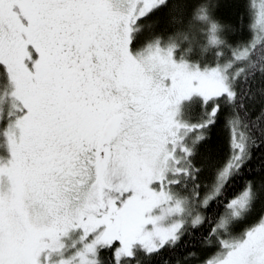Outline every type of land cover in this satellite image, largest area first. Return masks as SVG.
Wrapping results in <instances>:
<instances>
[{
	"label": "snow or ice",
	"instance_id": "6c2138e0",
	"mask_svg": "<svg viewBox=\"0 0 264 264\" xmlns=\"http://www.w3.org/2000/svg\"><path fill=\"white\" fill-rule=\"evenodd\" d=\"M223 3L0 0V264H264V6Z\"/></svg>",
	"mask_w": 264,
	"mask_h": 264
},
{
	"label": "trees",
	"instance_id": "16d2710c",
	"mask_svg": "<svg viewBox=\"0 0 264 264\" xmlns=\"http://www.w3.org/2000/svg\"><path fill=\"white\" fill-rule=\"evenodd\" d=\"M213 3L217 6L214 9V12H216L218 17H224L226 19H230L232 16L236 13V8L232 7L231 5H226L223 3V0H213ZM250 9L252 11L253 16H255L256 13H258L259 8V1L258 0H250ZM253 34H255L253 32ZM248 30L245 29L244 31H240L239 29L236 30L235 35L233 37V40H240L244 41L247 39ZM191 55V54H190ZM230 55V51H225V57L227 58ZM194 58V57H193ZM225 136H226V130L221 126L217 125L216 129H214V133L212 135V142L210 145L207 146V150L212 151L216 158L217 162L219 160H222L224 156L226 155V149H225ZM203 181L210 182L212 179L211 175V168H208L204 175L201 178ZM246 226V225H245ZM186 249H177L175 252L171 253H165L162 257V260L168 261L169 264H177L179 261L180 264H184V257L186 254ZM211 252H206L203 255L210 256Z\"/></svg>",
	"mask_w": 264,
	"mask_h": 264
},
{
	"label": "rangeland",
	"instance_id": "374dc122",
	"mask_svg": "<svg viewBox=\"0 0 264 264\" xmlns=\"http://www.w3.org/2000/svg\"><path fill=\"white\" fill-rule=\"evenodd\" d=\"M259 1V8H258V10H260V8L262 7V6H264V0H258ZM259 12V11H258Z\"/></svg>",
	"mask_w": 264,
	"mask_h": 264
}]
</instances>
